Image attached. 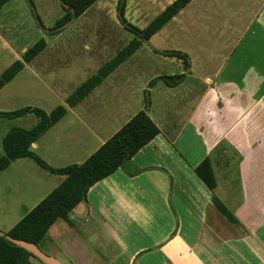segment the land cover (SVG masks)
Returning a JSON list of instances; mask_svg holds the SVG:
<instances>
[{
	"label": "crops",
	"instance_id": "1",
	"mask_svg": "<svg viewBox=\"0 0 264 264\" xmlns=\"http://www.w3.org/2000/svg\"><path fill=\"white\" fill-rule=\"evenodd\" d=\"M204 39L202 47L184 43L178 49L189 55L191 67L166 77L184 75L179 85L167 87L156 82L150 87L158 77L140 89L151 97L147 112L160 135L123 169L92 187L87 201L80 203L69 221L62 220L64 225L51 234L56 223L42 243L59 237L75 264H264V12L243 39L230 43L233 51L221 46L222 52L230 51L222 66H214L210 49L220 40ZM248 60L253 61L247 66ZM236 61L243 63L237 66ZM235 76L242 79L236 80ZM122 98L129 103L121 102L123 117L110 128L107 122L94 128L81 117L74 118L73 125L79 126L90 140L87 148L74 152V145L64 141L68 149H52L56 163L63 161V166H53L46 160L48 166L62 169L84 164L146 110L144 103L135 101L134 94ZM182 106L190 108L185 112ZM76 107L70 108L42 138L52 134ZM41 139L32 146L33 152L38 150ZM207 160L214 172L215 190L197 171ZM51 175L58 178L51 179L57 182V189L65 177ZM229 182L239 185L236 206L232 199H225ZM52 192L41 196L26 216ZM216 197L237 223L218 210ZM93 226L106 236L105 245L99 248L92 238L85 242L82 237L95 233Z\"/></svg>",
	"mask_w": 264,
	"mask_h": 264
},
{
	"label": "rangeland",
	"instance_id": "2",
	"mask_svg": "<svg viewBox=\"0 0 264 264\" xmlns=\"http://www.w3.org/2000/svg\"><path fill=\"white\" fill-rule=\"evenodd\" d=\"M31 1L35 9L31 8L27 0H12L0 10V78L17 61L23 62L24 55L32 47L42 40L46 43L43 52L0 91V112L10 113L30 107L51 114L63 106L68 113L69 98L93 76H97L101 69L134 41L135 37L127 32L120 22V0H99L63 33L56 36H51L48 31L65 14L59 0ZM125 1V16L128 22L140 30H145L176 0ZM263 12L264 0H192L163 30L148 43H143L137 52L108 78L107 83L99 86L77 105L75 112H69L68 117L53 130L52 134L43 137L38 150L34 153L46 163L48 160L53 166H63V161L56 163L54 159L56 158L52 152L54 147L58 146L64 151L68 149V146L64 147V141H67L74 145L72 150L78 152L77 148L84 150L90 142L79 126L73 125L74 118L79 116L94 128L100 122H107L106 127L110 128L118 119L120 123L123 117L121 102L129 103L122 98L123 96L132 97L134 94L137 97L136 102L147 105L151 97L148 92L144 95L140 89L148 80L178 74V70L183 68L187 71L190 69L189 55L188 61H184L161 54L178 52L181 44H189V47L194 44L198 48L205 45L204 37H215V41H220L213 46L209 45L213 50L211 52L212 59L215 60L214 66L224 65L228 61L230 51L222 52L221 46L231 50L230 43L243 39L248 28ZM38 17L46 31L37 23ZM211 25L213 26L210 29ZM190 50L188 48L186 51ZM252 61H245V64L248 66ZM242 63L239 61L237 64L236 61L237 66H241ZM238 78L242 79L234 77L236 80ZM247 78L249 80L251 77ZM145 88L147 89V86ZM179 101L178 99V104ZM172 103H175V99ZM189 108L190 106L181 107L185 112ZM192 110L193 107L189 113ZM253 122L252 118L251 132ZM37 123L38 119L33 114L19 119L0 120V158L4 155L3 139L7 133L14 128L30 130ZM53 177L30 159L13 162L0 175L1 233L9 234L41 196L55 189L57 182L51 179L58 178ZM237 186L239 185L229 182L226 191L225 199H232L233 206L238 202ZM61 225H64V222L58 221L51 234ZM91 230L95 233L82 235L84 241L92 238L96 241V247L105 245L106 236L101 229L93 226ZM49 239L40 244L44 254L57 259L61 264H75L64 250L65 247L60 243L59 237ZM30 258L31 264H42L34 256Z\"/></svg>",
	"mask_w": 264,
	"mask_h": 264
},
{
	"label": "trees",
	"instance_id": "3",
	"mask_svg": "<svg viewBox=\"0 0 264 264\" xmlns=\"http://www.w3.org/2000/svg\"><path fill=\"white\" fill-rule=\"evenodd\" d=\"M12 0H0V10ZM32 9H35L31 0H27ZM99 0H59L64 16L56 25L48 31L51 36L63 33L74 21L83 16ZM192 0H176L161 15H159L145 30L131 25L126 16V1L119 2V18L122 26L127 32L133 35L134 41L109 64L100 70L97 76L83 85L73 94L67 105L70 108L76 107L86 99L101 82L114 70L128 61L142 46L148 43L165 26L170 23L191 3ZM44 31L45 27L38 17L37 22ZM46 48L44 40L32 47L25 55L23 62L17 61L0 78V91L14 80L26 67L31 64ZM168 58H178L188 61V56L181 52L161 53ZM187 69L189 63L187 62ZM184 79V75L172 77H160L150 84L152 87L156 82H163L167 87H175ZM139 112L128 124H126L113 138L101 147L92 157L82 165H72L62 169H54L48 166L39 156L32 151V146L42 138L53 126L58 124L66 115L63 106L58 107L51 114L39 108H23L21 110L2 113L0 120L19 119L33 114L38 119L37 125L30 129H12L3 139L4 155L0 158V173L9 168L12 162L21 159H32L44 170L51 174L65 177V181L55 189L37 208L26 216L9 234L0 235V264H30L29 257L32 255L20 247L11 245L7 237L22 240L40 246L49 230L58 221H69V215L82 202L87 201V196L92 187L97 183L114 175L118 170L123 169L144 147L155 140L160 131L151 120L147 109ZM198 174L211 190H215L216 182L210 162L205 161L199 168ZM214 204L218 210L232 223L237 219L217 197Z\"/></svg>",
	"mask_w": 264,
	"mask_h": 264
},
{
	"label": "water",
	"instance_id": "4",
	"mask_svg": "<svg viewBox=\"0 0 264 264\" xmlns=\"http://www.w3.org/2000/svg\"><path fill=\"white\" fill-rule=\"evenodd\" d=\"M1 236H4V235L1 234ZM7 240L11 245L20 247L21 249L25 250L26 252L34 256L42 264H61L57 259L53 257H49L46 254H44L39 246H36L26 241L16 240L11 237H7Z\"/></svg>",
	"mask_w": 264,
	"mask_h": 264
}]
</instances>
